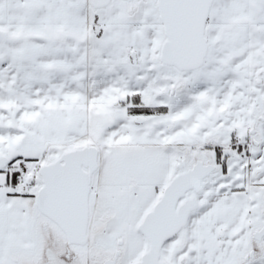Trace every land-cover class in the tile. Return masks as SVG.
Masks as SVG:
<instances>
[{
  "label": "snow or ice",
  "instance_id": "obj_1",
  "mask_svg": "<svg viewBox=\"0 0 264 264\" xmlns=\"http://www.w3.org/2000/svg\"><path fill=\"white\" fill-rule=\"evenodd\" d=\"M0 264H264V0H0Z\"/></svg>",
  "mask_w": 264,
  "mask_h": 264
}]
</instances>
